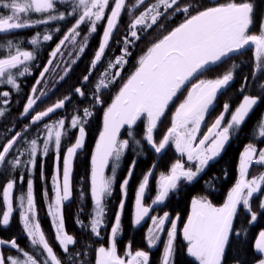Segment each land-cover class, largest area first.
<instances>
[{
	"label": "snow or ice",
	"instance_id": "1",
	"mask_svg": "<svg viewBox=\"0 0 264 264\" xmlns=\"http://www.w3.org/2000/svg\"><path fill=\"white\" fill-rule=\"evenodd\" d=\"M144 3L145 0H136L134 7H143ZM256 6V0H229L225 4L206 7L185 4L183 0H156L131 19L123 37L122 55L115 57V63L109 61V69L113 70L111 77L109 78L107 73L102 75L92 90L90 103L93 106L104 107L103 93L110 91L111 87L123 79L122 73L127 58L132 55L130 49L142 39V33L146 35L156 27L166 34L155 42H149L147 51L134 65V71L123 79V83L103 111L102 130L90 157L88 198L91 199L93 208L89 230L95 238H101V230L107 226V201L114 193L117 172L122 167L126 150L132 152L133 159L125 177L120 181L121 199L109 229L107 246L101 243L94 249V264H150V252L138 249L133 253L131 241L125 242L123 256L119 254L118 249V241L123 234L122 219L127 201V186L137 161L146 158L143 144L153 150L155 155H161L167 146L174 145L180 158L170 163L166 172H160L156 180L154 199H151L147 206L143 201L149 191L151 176L155 173L158 161H154L138 181L132 219L134 228L142 226L153 209L166 204L172 195H178L181 182L191 184L198 180L210 164L222 155L230 140L239 135L251 111L264 99L262 96L242 95L241 102L231 112L226 126L224 120L231 109V103L225 102L218 117L208 126L207 132L203 133L202 137L198 135L206 116L215 109L219 95L234 81L233 70L239 65L233 64L232 69L216 78L198 79L195 83H192V80L213 71L247 46H254L255 49L253 78L264 72V10L260 14L258 33L250 34L256 24ZM125 8V0H0V10H3L0 12V35L65 21L67 18L74 21L50 51L47 62L39 71L23 107L22 117H30L29 122L35 126L50 114L65 108L71 99L70 95L33 115L35 106L48 95L47 91L38 89L37 86L47 83L46 74L54 73L58 68H62L64 73L59 80L65 79L86 53L91 43L89 37L97 33L98 25L106 19L98 50L91 60L88 74L83 76L82 83L86 84L98 62L102 60ZM33 14L40 18L33 19ZM129 15L133 13L129 11ZM176 15H183L182 22L170 31L167 30L168 22ZM89 25L88 34L81 38L82 26ZM55 30L58 32L59 26ZM41 38L43 42H50L54 37L50 32L42 37L40 32H36L27 41L32 46L31 50H22L18 41L0 42V53L6 52L0 57V100L3 101L0 117L5 115L11 103L9 86L11 90L18 92V78L32 74L30 64L37 59L36 49L41 44ZM69 46L71 50L66 55L72 58L70 61L64 59V49ZM244 80L245 83L239 89L241 93L247 87L248 77ZM189 83L191 87L183 101L175 108L170 126L156 142L155 131L159 122L166 115V110L174 102V98ZM259 88L264 93V82L259 84ZM74 91L82 100L87 99L82 87L78 86ZM93 116L94 107L91 110L89 107H83L79 113L71 116L70 127H66L67 121L60 118L52 123H44L43 128L37 129L36 136L32 139H25L30 131L27 124L20 131L5 129L7 134L0 136V166H5L0 168V174L5 170L15 172L20 169L21 184L24 183L25 174L28 177L26 193L16 198L15 207L13 199L16 181L9 178L4 184L0 196L3 204L0 227H9L11 218L18 213L22 232L31 246L30 250L21 248L15 237L7 243L0 237V264H79V260H82V254L74 251L76 239L66 230L63 206L71 202L75 157L85 146L86 126ZM142 120L144 126L137 135L136 129ZM256 127L260 129L259 138L264 139V114L254 124V128ZM73 131L77 134L63 150L61 175L62 138H70ZM49 154L53 155V174L50 177L52 198L49 199L47 189L42 192V198L63 259L58 257L46 239L38 219L34 197L33 175L37 160L40 159L43 179L46 176L45 162ZM253 165L264 166V148L257 149L254 143L249 142L239 156L238 178L221 205L213 204L207 196L192 197L182 236L187 254L194 258L197 264H226L234 241L236 245L245 244L246 235L258 221L259 214L264 212V197L260 199L259 212L254 211L251 204L258 193L264 192V173L251 179L246 178ZM106 168L110 170V175L106 174ZM205 183L210 188L213 187L211 179ZM80 199H85L83 191L80 193ZM241 209L249 219L237 224ZM178 219L179 214L173 218L168 211H164L162 215L150 216L151 223L145 235L148 249L159 247L166 230L161 264H175L173 257ZM74 222L81 229L89 227L79 218ZM3 248H8L15 254L5 256L2 253ZM253 250L260 254L253 264H264V229L259 230L256 235ZM239 251L237 248L238 254L232 258V264H245ZM83 264L89 262L83 261Z\"/></svg>",
	"mask_w": 264,
	"mask_h": 264
},
{
	"label": "trees",
	"instance_id": "2",
	"mask_svg": "<svg viewBox=\"0 0 264 264\" xmlns=\"http://www.w3.org/2000/svg\"><path fill=\"white\" fill-rule=\"evenodd\" d=\"M126 8L122 14V17L119 21L118 27L114 32L113 36L110 39V43L106 48V51L102 57V60L98 62L95 67L94 73L91 75L90 80L84 84L83 76L88 74L91 67V60L94 58V53L98 50V44L101 39L103 32L104 24H106V19L103 23L98 25V31L94 35L90 36V45L87 47L86 53L82 55V58L79 59L72 70L68 73L65 79L60 80L55 87L51 89L48 95L35 106V112L43 111L47 107L52 106L59 99H62L66 95H70L71 99L66 104L65 108L57 110L54 114H50L49 117L45 118L42 122L33 126L28 119H25L21 116L23 107L27 101L28 95L32 89L33 84L35 83L37 77L39 76V71L43 68L44 64L49 58L50 51L55 47V44L63 37L65 32L73 24L72 18H67L65 21H57L49 25H40L32 28H25L22 30L13 31L7 35H0V42H6L8 40L18 41L22 45V50H31L32 46L27 43L30 38L36 33L40 32L41 37L43 34L51 33L53 35V40L50 42H43L41 38V44L36 49L38 56L37 59L30 64L32 74L27 75L24 78H18L20 88L17 91H10V100L11 103L6 110V113L3 117H0V136L6 135L5 129H15L20 131L23 129L24 125L27 124L30 129L28 135L25 139H32L36 136V130L42 129L44 123H52L60 118H64L67 123L66 127H70L71 116L75 113H79L83 107H89L90 110L94 107V116L90 119L89 123L86 126V141L83 150L79 151L75 157L74 161V170L72 174V188L73 196L70 203H66L63 206V215L66 222V230L68 234L74 236L77 241L74 251H78L82 254V260H79V264H83V261H88L89 264H94V249L100 246L103 243L107 246V237L109 234V229L111 227L114 214L117 210V206L121 199V188L120 181L123 180L125 174L127 173L129 164L133 159V154L131 151L126 150V156L122 159V167L117 172L116 182L114 184V193L110 200L107 201V226L104 227L101 231V238H95L90 233V213L93 208V204L90 198H88L89 193V176H90V157L94 150L96 140L98 139L99 133L102 129L103 122V111L104 108L111 102V99L114 97L118 91L120 85L123 83V79H126L132 71H134V65H136L138 58L143 55L147 48L150 46V41L155 42L158 39L162 38V35L166 34L163 30L154 27L153 30L148 32L146 35H142V39L135 44L134 48H131L132 55L127 58L126 67L123 70L122 76L123 79L116 83L115 86L110 88V91H105L103 93L104 107L93 106L91 101L92 90L94 89L95 84L99 82V78L105 73L108 74L109 78L111 77L113 70L109 69V61L115 63V57L122 55L121 49L123 45V37L127 32L128 25L134 15H139L141 11L150 5L156 2V0H145L143 7L136 8V0H125ZM229 0H183L185 4H199L201 6H218L225 4ZM251 2V0H249ZM256 13L255 20L256 24L251 29L250 34H257L259 31L260 25V14L264 10V0H256ZM183 6V4H182ZM63 10V9H61ZM3 10H0L2 12ZM110 12V8L108 9ZM129 11L133 15H129ZM6 14V13H4ZM33 19L40 18L38 15L33 14ZM183 20V15H176L173 19L168 22L167 30H171L172 27H175ZM59 26L60 30L57 32L55 29ZM89 26H82L81 35L88 31ZM5 53H0V57H3ZM239 65L238 68L234 69V81L228 86L227 90L219 95L216 100V107L213 111L206 116L204 123V128L207 130L214 120L218 117L219 113L222 111V105L225 102L231 103V109L229 110L228 115L225 117L224 125L226 126L227 121L230 119L231 112L234 111L235 107L242 100V95L251 94L253 96H262L264 93L260 91L259 84L264 82V72H261L257 77L253 78L252 72L255 68L254 60V50L253 46H247L240 53L235 54L231 59L220 64L219 67H216L213 71H209L202 76L197 77L192 80V83L198 79L205 78H216L219 75L225 74L227 70L232 69V65ZM248 77L247 87L244 92L241 93L239 89L241 85L245 83L244 78ZM190 83L182 89L174 102L171 103L170 107L166 110V115L163 117L162 121L158 124V129L155 131L156 142L163 136L166 132L167 127L170 126L171 117L175 111V108L183 101L187 93ZM82 87L83 92L86 94L87 99H81L78 94H75L76 87ZM3 106V101L0 100V107ZM264 114V99H261L254 110L251 111L250 116L247 118L246 123L239 131V135L233 137L230 142L227 144L222 155L218 157L214 162L210 164L207 170L199 177L198 180L191 184H185L184 182L180 183L178 195H172L170 199H167L166 204H162L159 207L153 209L150 213L151 215H162L164 211H168L171 216L174 218L179 214V219L177 222V237L175 240V252H174V262L175 264H197L194 258L190 257L186 251V243L182 237V227L186 222L187 216L190 212L191 199L193 196L201 195L207 196V198L215 205H221L227 195L229 189L234 185L238 178V160L240 153L244 147L252 142L255 144L257 149H260L264 146V139L259 138L258 127L254 128V124L261 119V115ZM143 120L139 122V127L136 129L137 135H139L140 130L143 128ZM207 132V131H205ZM77 133L75 131L71 132L70 138H62V149H61V172H62V159H63V150L66 148L70 140L74 139ZM43 137H41L42 140ZM123 138V137H121ZM143 149L146 153V158H140L135 166L134 173L130 180L129 185L127 186V201L123 211L122 219V237L118 241L119 254L121 256L125 253V242L131 241V251L135 252L138 249H142L150 252V264H161L162 248L163 241L166 239V230L164 237L160 241L159 247L148 249L145 244V235L146 230L149 225L150 216L146 219V222L139 227H132L133 219V208H134V198L135 192L138 188V181L141 180L142 175L147 172L149 167L153 164L154 161H158V164L155 169V173L151 176L150 188L147 193L145 200L143 201L145 205H148L151 199H154L155 190H156V180L162 170L167 171L170 163L178 159V155L173 149V147L167 146L166 150L161 155H155L153 150H151L146 144H143ZM40 159L37 160L36 168L34 169V197L38 208V219L42 225V230L46 234V239L49 241L50 245L54 248L55 253L59 258L63 259V254L61 249L58 246V243L54 239V230L50 223V218L47 215L46 204L42 198V192L47 189L49 192V199L52 198V191L50 187V177L53 174V155L49 154L45 162V178L41 177L40 170ZM0 168H5V166H0ZM260 171L264 172V166L253 165L250 168L248 177H253L257 175ZM225 173L227 175H225ZM22 174L21 170L18 169L15 172L11 170L3 171V174H0V196H2V188L6 181L9 178H14L15 183V192H14V207L16 204V198L21 194L26 193V182L27 175L25 174L24 183H20V175ZM106 174L110 175L111 172L106 168ZM215 174V177H213ZM212 180L213 187L206 185V181ZM83 191L85 193V199L81 201L80 193ZM264 196V192L258 193L251 201L254 211H258V205L261 197ZM81 204L83 208L81 209ZM3 211L2 200H0V213ZM79 218L84 224L89 225V227L81 229L74 222L75 219ZM249 219L248 215L241 209L239 216L237 218V224L240 221L247 222ZM264 229V212L259 214V219L254 226L251 227L250 232L245 237V244L236 245L234 241V247L230 250L228 257L226 258V264H232V258L236 256L237 248L240 249L239 255L242 260L245 261V264H253L255 259L259 258L258 253L253 250V243L256 235L259 230ZM0 237L4 238L7 243L13 237L17 239L18 246L25 249H31L30 242L26 239L25 234L22 232V226L19 223L18 213L11 218L10 226L6 229L0 227ZM2 253L5 256L14 255L10 249L3 248Z\"/></svg>",
	"mask_w": 264,
	"mask_h": 264
},
{
	"label": "rangeland",
	"instance_id": "3",
	"mask_svg": "<svg viewBox=\"0 0 264 264\" xmlns=\"http://www.w3.org/2000/svg\"><path fill=\"white\" fill-rule=\"evenodd\" d=\"M85 34H88V31L86 32V33H84L83 35H85ZM83 35H81V38H82V36ZM71 50V46H69V48H67V49H64V51H65V58L64 59H66V60H68V61H70L72 58H69V57H67V52L68 51H70ZM253 50L255 51V49H254V46H253ZM64 73H63V70H62V68H58L57 70H56V72H54V73H50V74H46V81H47V83H44V84H41V85H38L37 87H38V89H44L45 91H47L48 93L51 91V89L53 88V85H56L58 82L57 81H60L59 80V77L61 76V75H63ZM195 82H197V80L196 81H194L193 83H195ZM190 87H191V85H190ZM189 87V88H190ZM188 88V89H189ZM188 91V90H187ZM38 94V93H37ZM186 95H187V93H186ZM186 95H185V97H186ZM175 112V111H174ZM205 123V122H204ZM204 123L202 124V128H201V131H200V133L198 134L200 137H202V135H203V133H205V131H207V130H205V129H203L204 128ZM102 126H103V122H102ZM102 130V129H101ZM172 147H173V149L175 150V148H174V145H171ZM262 148H264V146L262 147ZM94 151V150H93ZM177 155H178V159L180 158L179 157V154L177 153ZM257 155H258V153H257ZM261 173H264V172H262V171H260L257 175H255V176H258V175H260ZM61 175H62V172H61ZM255 176H253V177H255ZM253 177H246L247 179H251V178H253ZM264 197V196H263ZM147 206V205H146ZM191 206V205H190ZM133 210H134V208H133ZM175 218V217H174ZM151 223V220H149V224ZM149 226V225H148ZM184 226V225H183ZM182 229H183V227H182ZM183 237V236H182ZM134 253V252H133Z\"/></svg>",
	"mask_w": 264,
	"mask_h": 264
}]
</instances>
